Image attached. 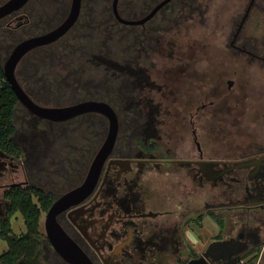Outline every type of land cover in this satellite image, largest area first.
I'll use <instances>...</instances> for the list:
<instances>
[{"label": "flooded vegetation", "instance_id": "1", "mask_svg": "<svg viewBox=\"0 0 264 264\" xmlns=\"http://www.w3.org/2000/svg\"><path fill=\"white\" fill-rule=\"evenodd\" d=\"M258 7L264 10V0L260 4L254 1L250 15ZM247 20L239 32L241 21L236 24L232 44L225 46L228 50L225 57L232 62L220 69L216 78L213 76L215 93H210L211 81L207 77L202 83L203 94L195 95L193 85L198 81L187 71L192 67L193 50L202 59L207 58L205 47L186 49L187 68H146L149 55L144 47L135 55H128L124 68L130 71L129 76L138 77L133 80L137 92L129 88L136 95L126 96L124 116L128 113L137 116L132 121L138 128L137 151L135 146L130 147L129 152L134 154L124 156L117 153L116 143L96 189L83 202L57 216V222L93 264H264V86L261 88L256 83V89L243 88L238 64L247 57L248 66L257 64L264 70V39L252 46V38L240 41ZM25 21H29L25 15L17 14L10 18L9 26L19 27ZM172 50L178 51L179 47L173 46ZM131 65L135 66L132 71ZM182 77H186L189 86L185 97L181 94ZM136 104L139 109H134ZM67 105L72 104L63 106ZM93 115L106 119L100 114ZM117 116L119 120L118 113ZM30 117L25 120L28 132L16 131L14 135L21 153L11 154L0 149V256L9 251L6 235L23 241L29 232L23 212L12 207L7 197L16 188L31 193L33 203L41 211L38 236L33 241L37 244L38 263L70 264L51 244L46 219L54 202L84 180H78L66 190H54L57 177L62 181L74 179H70L74 170L67 167L63 155L64 160H60L54 148L76 149L74 142L78 133L77 128L55 125L68 124L77 118L52 122L32 113ZM43 121L48 126L40 129L38 123ZM44 162L50 163L48 170H44ZM34 171H47L51 177L36 179ZM149 171L166 177L175 193L198 188V194L206 195V213L188 219L181 228L177 223L155 221L170 211L148 210L141 181ZM45 204H48L47 210H44ZM199 218L202 220L197 226L201 227L205 218H209L216 228L200 252L191 246L196 243L186 242L181 232L183 228L190 230V225ZM163 253L169 255V260L161 256Z\"/></svg>", "mask_w": 264, "mask_h": 264}, {"label": "rangeland", "instance_id": "2", "mask_svg": "<svg viewBox=\"0 0 264 264\" xmlns=\"http://www.w3.org/2000/svg\"><path fill=\"white\" fill-rule=\"evenodd\" d=\"M6 1L0 0V5ZM113 1L83 0L80 18L69 33L57 42L42 46L27 54L19 64L16 75L27 93L40 104L60 107L64 104L79 103L92 98L109 102L120 117L117 153L132 156L134 153H130L129 148L135 146L137 151L135 144L139 138L136 123L132 122L137 116L134 117L133 114L128 113L125 117L124 110L127 105L126 96L136 95L134 92L130 93L129 88L137 92V85L133 84L135 82L133 80L138 76H129L130 71L124 68L125 60L129 58L128 55L133 56L141 50V47H144L146 54L149 55L146 68L152 66H156L159 70L187 68L189 60L185 56L186 49L190 46L203 45L205 49H208L209 55L206 59H202V56L193 50L192 67L187 68V71H191V77L198 81L197 84L193 82L195 95L203 94L202 83H205L203 79L207 77L211 81L210 93H215L213 76L216 78L220 69L226 68L225 66L232 62L225 57L228 55L225 46L232 44L236 24L242 21L250 0H203L202 2L208 7V13H205L206 7L204 6L201 7L203 12L200 9L192 15H186V10L190 6L188 3L192 2L191 0H173L155 17L142 25H126L119 22L113 14ZM196 2L201 4L200 0ZM257 2L260 4L261 0ZM150 3L152 0H120V14L126 19H139L154 8V3ZM70 7L71 0H30L29 5L21 11L0 20V63L2 66L5 65L19 42L29 37L42 35L55 28L67 17ZM17 14L25 15L29 21L23 22L19 27L9 26L10 18ZM248 38H252L251 46L253 43L259 44L264 39V10L261 7L255 8L251 13L241 33L240 41ZM177 41H183L179 50L171 51L172 43L176 44ZM245 58L243 57L238 62L239 76L244 78L240 82L241 86L243 85V88L247 90L252 86L256 89L255 84L259 83L258 85L262 88L264 70L257 64L248 66L249 60ZM134 67L131 65L129 70L132 71ZM207 72L209 75L206 74ZM182 78L181 94L185 97L189 86L185 82L186 77ZM135 102H137L136 99ZM137 106L136 104L134 109ZM30 116L28 109L19 103L14 117V125L19 134L28 132L29 128L25 120L31 119ZM38 126L42 129L48 124L43 121L39 122ZM55 126L77 128L78 132L76 142H74L76 149L54 148L60 160H64L61 157L63 155L67 167L74 170L70 176L71 180L74 177L72 181H62L60 177H57V186L54 185V190L59 192L85 178L92 159L106 139L109 123L103 117L86 114L72 120L71 123H57ZM74 136L71 137V142L74 141ZM43 166L44 170H48L50 163L44 162ZM34 173L36 175L33 177L36 179H39L38 176L47 175V171H34ZM166 180V177H160L159 173L152 171L142 177V195L148 203V210L170 211L162 214L155 221L177 223L181 228L188 219H194L198 214L206 213V195L198 194L196 190L198 188L195 187L192 192L179 190L175 193L170 186V181ZM179 182H177L178 186ZM171 183L174 184V182ZM170 200L172 201L168 204ZM148 222L151 221L148 220ZM194 223L197 224V222ZM195 224L190 225L188 228L190 230L183 228L181 232H184L186 242L196 243L191 246H196L195 250L200 252L208 239L210 240L211 235L216 233V228L209 218H205L201 227ZM156 255L159 256V253ZM161 256L169 260L167 253Z\"/></svg>", "mask_w": 264, "mask_h": 264}, {"label": "water", "instance_id": "3", "mask_svg": "<svg viewBox=\"0 0 264 264\" xmlns=\"http://www.w3.org/2000/svg\"><path fill=\"white\" fill-rule=\"evenodd\" d=\"M30 0H7L0 5V20L19 12ZM173 0H161L148 14L136 20L124 18L119 11L120 0L112 4L115 18L126 25H142L151 20L155 15ZM255 0H251L249 7L239 24L238 32L248 19ZM83 0H71V7L67 17L55 28L42 35L33 36L19 42L13 49L8 60L3 66L4 75L19 103L23 104L29 112L43 120L52 122H66L86 114L103 115L109 123L105 141L98 149L88 168L83 182L73 190L61 196L50 208L46 219L48 237L58 254L70 264H93L74 240L68 236L57 222V216L83 202L97 187L105 165L112 155L119 134V120L115 109L104 101H83L67 106H43L37 103L21 86L16 72L21 61L31 51L57 42L74 27L80 18ZM115 162V161H112Z\"/></svg>", "mask_w": 264, "mask_h": 264}, {"label": "trees", "instance_id": "4", "mask_svg": "<svg viewBox=\"0 0 264 264\" xmlns=\"http://www.w3.org/2000/svg\"><path fill=\"white\" fill-rule=\"evenodd\" d=\"M160 1L161 0H152V3H154V7ZM191 1L192 2L188 3L190 6L187 5L189 6V9L186 10V15H192L196 12H199L200 9L203 12L204 10H202V8L204 6L206 7L205 13H208V7L204 4V2H202L203 0H200L201 4H198L196 2L197 0ZM27 5H29V3ZM175 43L176 44L172 43L171 46L179 47L183 43V41H177ZM201 46L203 47V45ZM0 81V149L11 154H16L17 152L21 153V149L15 144L14 141V135L17 131L14 125V117L19 101L10 84L5 78L3 66L1 63ZM139 108L140 107L137 106L136 109ZM31 195L32 194L27 192L26 190H18L16 188L11 190L7 195V197L11 200L12 207L19 208L23 212L29 232L27 238L23 241H16V239L13 240L10 237H7V235L5 234L9 243V251L0 256V261H2L3 264H19L20 262H22V264H39L37 244H34L33 241L34 238L38 236V221L41 215V211L33 203ZM35 195L45 197L43 193L39 192H35ZM47 208L48 204H45L44 210H47ZM201 220L202 218H199L197 220H194V222H200ZM219 221L221 222V224H223L222 220ZM3 232H5V230H3ZM248 264H254V262H250Z\"/></svg>", "mask_w": 264, "mask_h": 264}, {"label": "built area", "instance_id": "5", "mask_svg": "<svg viewBox=\"0 0 264 264\" xmlns=\"http://www.w3.org/2000/svg\"><path fill=\"white\" fill-rule=\"evenodd\" d=\"M0 84H1V81H0Z\"/></svg>", "mask_w": 264, "mask_h": 264}, {"label": "crops", "instance_id": "6", "mask_svg": "<svg viewBox=\"0 0 264 264\" xmlns=\"http://www.w3.org/2000/svg\"><path fill=\"white\" fill-rule=\"evenodd\" d=\"M193 224H195V223H193ZM196 225V224H195Z\"/></svg>", "mask_w": 264, "mask_h": 264}]
</instances>
